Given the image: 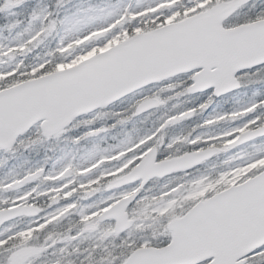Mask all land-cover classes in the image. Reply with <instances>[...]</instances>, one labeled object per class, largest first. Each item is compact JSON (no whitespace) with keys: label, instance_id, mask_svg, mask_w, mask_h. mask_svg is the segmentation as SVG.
<instances>
[{"label":"snow or ice","instance_id":"snow-or-ice-1","mask_svg":"<svg viewBox=\"0 0 264 264\" xmlns=\"http://www.w3.org/2000/svg\"><path fill=\"white\" fill-rule=\"evenodd\" d=\"M167 2L158 0V4ZM212 6L208 5L209 8ZM176 10L158 9L152 15L159 17L162 24ZM148 11L125 9L105 25L81 32L71 39H57L53 37L57 28L54 14L40 10L35 0H0V25L7 22L5 12H22L28 21L22 29L27 32L26 38L18 40L7 51L0 47V56H23L52 39L55 44L50 55L62 53L66 57L55 63L41 59L25 64L20 60L0 70V151L9 152L15 144H24L33 135L59 136L70 124L80 123L82 116L97 108H103L137 88L148 90L165 79H173L174 84H167L138 100L134 115L146 108L166 104L168 101L160 96V92L172 90L176 84L182 88L177 95L204 93L207 99L196 108L168 116L149 134L124 144L118 152L93 161L87 169L79 170L88 173L81 176L82 181L92 182L101 172L110 173L113 169L120 175L133 174L132 186L122 187L119 196L113 193L98 205L93 202L79 213L84 226L82 231L94 229L99 223L108 229L102 239L114 234L121 238L120 247L126 249L119 256L108 252L97 264H264V99L253 100L240 109L217 113L204 121L206 127H216L229 120L234 122L223 129L219 137L180 135L164 143L170 126L191 118L197 111L206 110L213 103V97L240 88L244 80L251 85L264 84V0H260L259 7L250 0H235L230 13L218 21L219 27L193 24L184 31H161L154 24L155 35L138 40L132 48L110 53L92 69L77 70L76 75L45 78L57 64L70 63L78 55L105 49L121 34L135 39L136 34L144 30L143 21L148 19L145 14ZM161 11L165 13L163 16ZM32 21H37L38 26L33 27ZM256 94L259 95V91ZM58 113H63V118L50 127L49 120ZM83 122L92 124L93 119ZM96 131L92 130L91 134ZM76 139L78 142L80 138ZM217 141L222 143L224 151H232L242 144L256 149L250 159L239 164L229 163L221 175L236 169L252 170L219 198H213L214 194L209 193L208 203L186 208L180 222L170 224L171 217L168 216L156 218L155 223L162 231L154 228L151 236L131 239L132 232L126 230L143 210L145 202L157 201L163 208L161 198L172 200L181 187L173 181L166 183L159 194L148 196L142 194L147 182L153 177L176 173L190 176L193 183L199 182L203 178L200 166L215 154ZM180 143H189L191 150L180 153L176 148ZM71 170L69 164L55 174L46 173L43 167L30 171L23 179L13 182L17 188L26 182L32 185L23 191H15L10 184H0V190L15 191L16 198L9 205L14 211L18 207L24 209L37 196L41 175L49 183L44 198L60 189L61 195L67 193L62 201L53 200L56 206L49 212L38 213L40 218L33 223L23 228L0 229V264H35L32 255L40 256L46 248L43 245L35 248L32 240L22 238L32 235L33 239H38L40 230L47 232L54 226L53 220L59 221L65 213L80 207L78 193L73 191L77 185H68L71 176L65 175ZM104 183L108 184V179ZM130 197L134 199L125 205ZM31 211L35 212V208ZM101 212L112 215L105 221L89 222ZM19 214L28 213L20 211ZM137 227L143 230L144 225ZM252 234H258L257 238L248 241ZM87 259L91 264V255Z\"/></svg>","mask_w":264,"mask_h":264},{"label":"rangeland","instance_id":"rangeland-1","mask_svg":"<svg viewBox=\"0 0 264 264\" xmlns=\"http://www.w3.org/2000/svg\"><path fill=\"white\" fill-rule=\"evenodd\" d=\"M222 1L225 0H215L214 3L213 0H168L166 4H158V0H35L40 10L51 11L54 14V18L57 20V28L53 32V37L57 39L59 37L71 39L73 36H78L81 32H86L98 25H105L125 9L132 11L149 10L145 13L148 19L143 21L144 30L140 33L151 32L156 30L153 29L154 24L157 26V29L161 28L176 22L177 18L180 16L183 17L188 14L200 12V9L208 8L209 4L214 5ZM259 2L260 0H254L251 3L259 7ZM172 8H177V10L162 24L159 23V17H153L152 15V13L158 9ZM164 14V11H161V16ZM4 15L7 22L0 25V47H3L7 51V49L13 46L18 40L26 38L27 32L22 31V29H24L28 21L25 19L22 12H5ZM13 25H15V27H13ZM32 26H38V22L32 21ZM130 38L132 37L127 34H121L115 37L105 49L93 50L92 52L78 55L75 59L71 60L70 63H59L55 70L45 75L76 66L84 60L106 49L113 48ZM54 44L55 40L50 39L47 44L40 45L23 56L14 54L0 56V70L7 69L11 65L17 64L20 60H23L25 64H33L41 59L48 60L52 63L65 59V55L62 53L55 56L50 55L54 50ZM68 55L70 56L71 52H69ZM244 83L246 85H251L247 80H244ZM205 99H207V97H205ZM209 107L207 109H209ZM110 109L111 108L104 110L99 108L92 113L82 116L80 123L74 122V124H70L63 134L59 136L53 135L51 137H45L42 135H33L32 139L26 140L24 144H15L9 152L0 151V184L11 185L13 181L19 180L24 174L32 171L35 164H39L38 168L43 167L46 171L48 170L46 173L55 174L63 170L67 165H71L72 157L76 159L73 162L74 165H72V168L79 169L78 159L80 161L79 165L83 169L85 167L88 168L89 164L93 161L100 160L101 157L108 154L118 152L124 144L136 141L139 137L149 134L146 133V130L152 126L151 121H153V118L151 115L135 118L120 116L118 121L124 120V122L118 123V121H116V123L112 125V123H107L110 118L109 115L113 114V111ZM120 109L122 108L117 107L114 112H118ZM108 111L111 112L108 113ZM197 114L202 115V112L199 111ZM87 119H93V123H84L83 120ZM112 127H115V129H112ZM102 129H105L106 132H102ZM92 130L97 131L95 134H91ZM208 132V129H204L201 134L204 136L212 134V132ZM220 134H217V136L214 135L215 137H219ZM77 137L80 138L78 142L76 139ZM255 151L256 149L248 147L247 145L232 151L223 150L215 159L200 166V174H202L203 178L196 183L191 182V177L184 174L172 175L170 179L166 180H153L147 185L148 187L143 194L148 196L159 194L166 183H171L173 181L180 184L181 187L173 194L172 200L161 198L164 200L163 208H161L160 203L157 201L145 202V207L141 212L137 213L133 226L127 230L132 232L131 239L151 236L153 235L154 228L162 231L159 229V225L155 223L156 218L168 216L171 217L172 220L182 216L185 214L186 208L205 200L209 193L215 195L225 188L238 185L239 182L243 180L244 176L252 170L251 168L247 170L236 169V171L224 175H221V173L225 172L229 163L239 164L242 160L250 159L255 154ZM226 161L228 163H226ZM86 175H88V173ZM100 175H102V179L109 178L108 184L111 185L114 179H120L124 176L120 175L115 169L110 173L101 172ZM97 177L96 181H98ZM95 182L87 181L85 182L87 184L84 183L83 186L89 187L90 184ZM108 184H104V186H108ZM120 189L121 188H114L112 186L104 187L102 193L95 194L96 196L91 195L89 192L85 198L79 199L80 207L75 209L77 217L80 218L79 213L87 209L93 202L98 205L101 201L113 195V193L119 196ZM15 190L19 191V188ZM60 190L62 191V189ZM6 194H8L7 190H0V204L6 201L3 198ZM63 195H67V193ZM14 200L11 199V201ZM98 217L96 216L93 218L98 219ZM137 225H144V228L147 229V233L138 230L140 228H138ZM5 227L18 228L16 225L7 224L0 226V229ZM100 229H102V232H100L101 230L99 229H95L93 232H87L86 240L89 241L86 242V245H88V249H93V251L91 250L90 253L83 256L81 260L79 257L76 259L74 257H71V259L59 258L55 263L53 262V264H56L57 261H60V264H81L82 261L83 264H89L87 259L89 255L92 257L91 264H97L102 257L107 256L108 252L116 251L113 256H119L121 252L126 251V249H122L118 245L114 246V243L118 241L112 240V238L105 240V237L102 239L104 231L108 229L102 228L101 226ZM71 230L72 231L64 236L67 237V240L63 243H72L71 240H75L77 244L80 245L84 243L83 239L85 238L82 237L81 239L80 237V227H74ZM73 230L75 231L73 232ZM95 232H100V234L97 236ZM96 243L98 244V250H96L95 247ZM109 247H112V249L109 250ZM116 249L119 250L117 251ZM43 264L45 263L43 262Z\"/></svg>","mask_w":264,"mask_h":264},{"label":"flooded vegetation","instance_id":"flooded-vegetation-1","mask_svg":"<svg viewBox=\"0 0 264 264\" xmlns=\"http://www.w3.org/2000/svg\"><path fill=\"white\" fill-rule=\"evenodd\" d=\"M193 14H188L183 17L180 16L179 18H177V21L183 20L184 18H187ZM174 83L175 81L173 79H165L162 83L156 84L154 86H150L148 90L140 88L134 91L133 93H130L127 96L100 109L108 110L109 108H111L110 110L113 111V114L109 115L110 118L108 119L109 121H107V123H112V125H114L116 121H118V118H120V116H125V117L130 116L132 118H135V117H146L148 115H151L153 118V121H151L152 126L148 128V130H146V133H150L152 130L159 127L160 123H162L163 120L167 119L168 116L176 115L178 113H183L188 109L196 108L199 106V104L203 103L206 100L205 97H207V95L204 93L177 95V93L182 92V88L179 84H176L174 89L160 92V96L164 99H167L168 102L166 104L160 105V106H154L146 111L139 112L134 115V113H136V107L134 106L136 105V102L138 100L156 93L157 91H159L161 87H165L167 84H174ZM257 91H259V95L256 94ZM169 97H171V99H168ZM260 99H264V84L246 85L244 81H242L240 88L233 90L232 92L223 94L221 96L213 97V103L210 105L209 109L201 111L202 115H198L197 113L199 111H197L191 118L183 119L175 123L174 125L170 126L166 130L167 132L165 134L164 143L167 144V142L170 141L172 137L180 136V135L190 136V138L196 137L198 135L203 136L205 138L215 137V135L217 136V134H220L223 129L228 128L231 125H233L234 122L229 120V121H225V122L217 124L216 127H210V126L206 127L204 126V121L209 120L212 116H214L217 113H224V112H229L232 110L240 109L243 106L252 103L253 100H260ZM117 107H121L122 109L118 110V112H114V110ZM110 112L111 111H108V113ZM112 129H115V127H112ZM204 129H208L209 130L208 133L212 132V134L204 136L203 134H201V132ZM104 131L106 132L105 129H102V132ZM244 146L245 145L242 144L238 148H241ZM191 147L192 146L189 143H180L176 145V148L179 149L180 153L189 152L191 150ZM216 148H217V151L215 152V154L211 155V157L205 160L204 163L215 159L217 155L222 153L223 151L222 143L220 141H217ZM238 148H233L232 150H235ZM74 160H76L75 157H72L71 165H74L73 163ZM77 162H78L79 169L72 168L70 172L65 173V175L71 176V179L68 181V185H71V184L77 185V188L73 189V191L78 193L79 199L80 197L85 198L86 197L85 194H88L89 192L91 195L101 194L104 187H108L107 185L104 186L105 184L104 181L105 179L109 180V178L102 179V175H99L97 177L98 181L90 184L89 187L87 186L81 187V185L87 182V181H82L81 176L86 175L87 173L86 172L81 173L79 171L80 169H83V168L79 165V162H80L79 159L77 160ZM38 167H39V164H35V167L33 168L32 171H35ZM84 169H87V168L85 167ZM46 172H48V170ZM176 174H183V173H176ZM27 175L28 173L24 174L19 180L23 179ZM124 177L126 176H123L120 179L116 178L117 180L114 179L112 183V187L122 188L126 185H129L131 187L132 185L130 184L132 182L124 184V185H118V182ZM170 177L171 176L169 175H165L162 177H153L149 182H147L145 187L142 189V194L145 193L144 191L147 189L148 187L147 185H149L153 180H162V179L166 180V179H170ZM13 182L11 183V185H13ZM38 183L40 186V192L37 194L35 198L31 200L29 204L25 206L24 209H22L23 212L25 211V213H28V214H20V216L17 218L10 219L3 223H0V226L12 224V225H16L18 228H23L25 225L31 224L37 219H39L40 217L38 213H41V211L49 212L52 207H55L56 205L53 204V200L60 202L65 198L66 195H61V192H62L61 190L56 191L54 195L49 193L48 197L44 198V191L49 189V183L44 180V175H41L39 177ZM31 186L32 185L30 183L26 182L24 185L18 188H19V191H23L24 188L30 189ZM13 188L18 189L17 187H13ZM15 191L7 190L8 194L3 196V198L8 203L6 204L5 202H3L0 204L1 205L0 212L11 209L9 205L13 202L11 201V199L14 200L16 198ZM33 207L35 208V212L31 211ZM101 214L99 215V217L97 216L98 219L92 218L89 222L96 223L97 221H101L100 220ZM80 219L81 218L77 217L75 210H70L68 213H65L64 216L59 219V221L53 220L54 226L50 228L47 232L40 230V235L38 239H33L32 235L23 237L22 239L26 241L32 240L33 246L35 248H39L42 245L46 248V252H44L40 256H34L31 253H28V255H32V258L35 260V264H38V263L43 264V262L45 264H53V262L55 263V261L59 258H62V259L70 258L71 259V257H74L76 259L77 257H79L81 260L83 256H86L88 253H90L91 250L93 251V249H88V245H86V242L89 241V240H86L87 232H93V230L95 229H99L101 230L100 232H102V229H100V224L98 223L96 228L91 229L89 231H82L84 226L83 224H81ZM74 227H80V237L81 239L82 237L85 238L83 239L84 243L80 245V244H77L75 240H71L72 243H63L67 240V237H64V236L70 231H72L71 229ZM74 231L75 230H73V232ZM100 232H95V233L98 236ZM49 236H51V239H48ZM95 247H96V250H98V244H96ZM61 249H66V250L61 251Z\"/></svg>","mask_w":264,"mask_h":264},{"label":"water","instance_id":"water-1","mask_svg":"<svg viewBox=\"0 0 264 264\" xmlns=\"http://www.w3.org/2000/svg\"><path fill=\"white\" fill-rule=\"evenodd\" d=\"M251 1V0H250ZM235 0H225L222 2L217 3L216 5L212 6L211 8H209L208 10L199 12L191 17H188L182 21L179 22H174L168 25H165L161 28H158L161 31H168V30H172V31H184L186 28L190 27L193 24H208L211 25L213 27H219L218 21L222 18H224L225 16H227L230 11L231 8L234 4ZM156 34V30L151 31V32H146V33H140L138 35H136V38L134 39L133 37L126 40L125 42L114 46L111 49L105 50L100 52L99 54L88 58L86 60H84L83 62L79 63L76 66L64 69V70H60L57 72H54L52 74L49 75H45V78H51V77H61V76H65V75H76L78 74L77 70H81L83 71L84 68H89L92 69L94 68L96 65L99 64V62L101 61V58L108 56L110 53H115L118 50H126L128 48H132L136 45L137 41L140 39H146L150 36H153ZM140 89V88H137ZM136 89V90H137ZM130 94V93H129ZM128 95V94H126ZM125 95V96H126ZM122 98V97H121ZM120 99V98H119ZM154 107V106H153ZM152 107L146 108L144 111L150 109ZM98 109V108H97ZM143 112V111H142ZM63 118V113H58L54 118L49 120V126L52 127L55 125V123ZM132 173H130L129 175H127L126 177H124L123 179H121L118 182V185H124L127 183L132 182L131 177H132ZM165 176V175H164ZM237 185L231 186L230 188L218 193L217 195H215L213 198H219L220 196H222L226 191L230 190L231 188L236 187ZM13 187H16L13 184ZM134 197H130L129 201H125V205L129 204L131 202V200H133ZM209 201L203 200L200 201L196 204V206H200L203 205L205 203H208ZM22 211L21 209L17 208V210H13V209H8L6 211H1L0 212V223H3L7 220L10 219H14L20 216L19 212ZM25 212V211H24ZM112 215V213H103L100 216V220L101 221H105L107 220L110 216ZM184 218V215L181 217H177L174 218L173 220H171L169 223L171 224L172 222H180L182 219ZM133 224V223H132ZM129 225L127 229H129L131 226ZM258 234H252L248 237V241H254L257 238Z\"/></svg>","mask_w":264,"mask_h":264},{"label":"trees","instance_id":"trees-1","mask_svg":"<svg viewBox=\"0 0 264 264\" xmlns=\"http://www.w3.org/2000/svg\"><path fill=\"white\" fill-rule=\"evenodd\" d=\"M53 63H55V62H53ZM56 68V67H55ZM55 68L53 69V70H55ZM52 70V71H53ZM163 217V216H162ZM137 220V219H136ZM138 230H140V231H142V232H145V233H147V229L146 228H143V230H141V229H138ZM150 236V235H149ZM108 238H112V240H116V241H118L117 243L115 242L114 243V246L115 245H118L119 247H120V243H121V238L120 237H118V236H116V235H109V236H106L105 237V240H107ZM97 244V243H96ZM121 248V247H120ZM112 249V247L110 248L109 247V250H111ZM117 251L119 250V249H116ZM114 252L116 253V251H113L112 252V254H114ZM96 259V258H95ZM95 263H96V260H95Z\"/></svg>","mask_w":264,"mask_h":264},{"label":"bare ground","instance_id":"bare-ground-1","mask_svg":"<svg viewBox=\"0 0 264 264\" xmlns=\"http://www.w3.org/2000/svg\"><path fill=\"white\" fill-rule=\"evenodd\" d=\"M214 5H216V4H214ZM205 10H208V8H206ZM111 49V48H110ZM106 50H108V49H106ZM253 92H255V91H253Z\"/></svg>","mask_w":264,"mask_h":264}]
</instances>
